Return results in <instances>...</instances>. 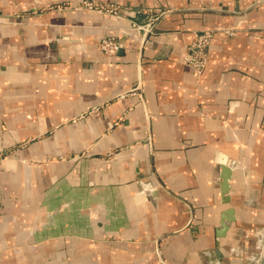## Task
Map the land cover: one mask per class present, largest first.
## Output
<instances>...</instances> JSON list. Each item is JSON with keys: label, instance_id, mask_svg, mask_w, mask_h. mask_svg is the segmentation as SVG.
Returning <instances> with one entry per match:
<instances>
[{"label": "crops", "instance_id": "0c3cea01", "mask_svg": "<svg viewBox=\"0 0 264 264\" xmlns=\"http://www.w3.org/2000/svg\"><path fill=\"white\" fill-rule=\"evenodd\" d=\"M0 264H264V0H0Z\"/></svg>", "mask_w": 264, "mask_h": 264}, {"label": "built area", "instance_id": "2783aa9c", "mask_svg": "<svg viewBox=\"0 0 264 264\" xmlns=\"http://www.w3.org/2000/svg\"><path fill=\"white\" fill-rule=\"evenodd\" d=\"M84 8L89 11H95L99 13H103L109 16H119L120 7L107 3V4H96L90 1H84ZM154 15L151 16L145 26H137L133 25L132 29L142 33L143 35L151 33L154 29L156 20L164 15L165 12L159 9H155L153 11ZM213 38L212 31H205L197 36L196 42L188 48V51L184 55L183 63L185 66L191 68L196 74L200 75L206 68L207 65V55H208V47ZM99 50L108 55L114 56L120 50V45L118 41H116L113 37L102 38L100 41ZM97 111V108L92 110L89 113Z\"/></svg>", "mask_w": 264, "mask_h": 264}, {"label": "water", "instance_id": "95a60500", "mask_svg": "<svg viewBox=\"0 0 264 264\" xmlns=\"http://www.w3.org/2000/svg\"><path fill=\"white\" fill-rule=\"evenodd\" d=\"M163 53H165V49L162 52V54ZM232 168H233V165L224 167V173L222 176V179H223V184H222L223 190H222V192H223V195L225 197V202H227V203L230 201V197L228 195L230 192V181H231V177H232ZM235 219H236L235 211L233 208H229L223 212L221 222H220V226H219L218 230L216 231V236H217L218 240L224 238L228 234L232 225L235 222ZM216 255H217L218 259L221 258L222 254H221L219 249L216 250ZM215 261L217 262L218 260L216 259Z\"/></svg>", "mask_w": 264, "mask_h": 264}, {"label": "rangeland", "instance_id": "374dc122", "mask_svg": "<svg viewBox=\"0 0 264 264\" xmlns=\"http://www.w3.org/2000/svg\"><path fill=\"white\" fill-rule=\"evenodd\" d=\"M80 8H84V4L82 3L81 4V6H79ZM139 33V32H138ZM139 34H142V33H139ZM107 37H113L116 41H118V43H119V45H120V42H119V40H118V38H116L115 36H107ZM104 38H106V37H104ZM99 48H100V42L98 43V50H99ZM100 51V50H99ZM101 52V51H100ZM102 53V52H101ZM104 56H108V55H106V54H104V53H102ZM91 113H86V114H83L82 116H80V117H78V118H76L74 121H76V120H79V119H82V118H84V117H87L88 115H90ZM23 146H25V144H23V145H20V146H15V147H13L12 148V150L11 151H15L17 148H20V147H23Z\"/></svg>", "mask_w": 264, "mask_h": 264}]
</instances>
